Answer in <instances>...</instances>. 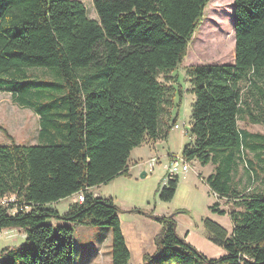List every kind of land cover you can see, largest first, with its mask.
<instances>
[{
    "label": "trees",
    "instance_id": "trees-1",
    "mask_svg": "<svg viewBox=\"0 0 264 264\" xmlns=\"http://www.w3.org/2000/svg\"><path fill=\"white\" fill-rule=\"evenodd\" d=\"M209 2L94 0L95 19L81 0H0V91L31 108L40 125L37 143L0 144V233L7 228L26 233L22 243L3 250L0 264H73L68 223L109 227L112 264H129L119 207L91 188L126 174L132 150L171 129L162 124L172 100L160 76L183 62ZM233 6L235 63L188 70L191 141L182 151L189 162L215 165L206 183L237 208L220 209L219 202L211 207L229 214L230 234L204 221L209 239L225 254L205 256L179 236L174 215H152L162 229L155 252L143 255L141 264H264L263 169L246 157L251 152L264 161V134L239 127L244 114L264 123L241 88L264 74V0H234ZM229 41L224 31L210 49L227 54ZM36 68L48 69L53 79L29 80L26 71ZM240 162L261 188L239 189L234 174ZM179 179L163 184L160 199L175 196ZM81 193L84 201L76 198L63 214L52 206ZM10 194L16 204L3 206ZM51 219L64 224L54 227L47 223Z\"/></svg>",
    "mask_w": 264,
    "mask_h": 264
},
{
    "label": "rangeland",
    "instance_id": "rangeland-1",
    "mask_svg": "<svg viewBox=\"0 0 264 264\" xmlns=\"http://www.w3.org/2000/svg\"><path fill=\"white\" fill-rule=\"evenodd\" d=\"M81 1L87 8L88 16L97 19L94 0ZM233 5L234 0H210L202 22L188 45L183 62L173 72L160 76L163 85L169 88L168 93L172 100L171 103L166 104L168 113L165 112L162 121L164 127L172 125L167 135L157 140L155 150H150L143 144L134 148L129 157L126 174L91 188L92 192L98 196L114 199L120 210L119 215L125 237L134 238L137 235L142 238L140 247H130L128 244L132 252L129 264H141L144 253L149 251L150 244L156 247L153 238L161 231L162 225L153 216L174 215L179 236L205 256L218 258L225 254L222 247L209 239L204 221L210 219L223 226L230 234L233 224L229 214L213 212L211 207L219 202L220 209L229 211L237 208L231 201L216 196L206 183V179L215 172L213 163L203 165L199 161H192L187 174L180 175L176 194L171 200L160 199L159 190L163 187L165 167L169 157L181 156L184 146L191 141V135L188 132L191 128L193 95L190 92L189 68L201 64L235 63V45L233 48L235 39L231 37L233 34L235 37ZM224 31L228 33V38L230 37L229 43L227 42V54L223 49H210ZM26 74L29 80L37 81L51 80L54 76L51 71L42 68L28 69ZM254 79L255 84L252 85L248 81L242 82L241 88L247 92L248 105L253 113L264 120V74ZM171 108L175 110L174 114L169 112ZM176 124L180 128H176ZM239 127L253 133L264 134V123H253L250 116L245 114L239 121ZM39 129V118L31 108L20 106L11 93L0 91L1 145L13 140L20 144L37 143ZM246 157L255 162L257 169L259 167L263 169L261 175L264 178V161L258 160L251 152H247ZM262 157L264 159V155ZM153 158L158 159L154 164ZM144 173L146 175H143ZM249 176L247 164L240 162L234 174V182L241 191L249 187L263 186L260 180L252 184ZM76 198L77 194H74L53 203L52 206L63 214L69 210ZM47 223L54 227L64 224L57 219L48 220ZM68 224L73 228V264H112L110 254L112 233L109 227ZM25 239L24 231L20 235L17 229L2 231L0 259L6 247L18 245Z\"/></svg>",
    "mask_w": 264,
    "mask_h": 264
},
{
    "label": "built area",
    "instance_id": "built-area-1",
    "mask_svg": "<svg viewBox=\"0 0 264 264\" xmlns=\"http://www.w3.org/2000/svg\"><path fill=\"white\" fill-rule=\"evenodd\" d=\"M176 128H180L178 124L175 125ZM188 132V131H186ZM153 164L157 162L158 159L153 158ZM166 174L164 177L163 184L168 183L170 179L180 177L182 174H187L191 168V162L187 161L183 155L173 156L169 158L168 163L166 164ZM78 202L84 201V194L81 193L77 196ZM17 199L14 194L6 195L2 200L1 204L3 206H10V204H16Z\"/></svg>",
    "mask_w": 264,
    "mask_h": 264
},
{
    "label": "crops",
    "instance_id": "crops-1",
    "mask_svg": "<svg viewBox=\"0 0 264 264\" xmlns=\"http://www.w3.org/2000/svg\"><path fill=\"white\" fill-rule=\"evenodd\" d=\"M178 109V111H179V108H177ZM174 111L175 110H173V108H171V113L172 114H174ZM171 114V115H172ZM145 147H149L150 148V150H155L156 149V145H157V141L156 142H148V144L147 143H144L143 144ZM170 158V157H169ZM145 174V173H144ZM146 175V174H145ZM92 191V190H91ZM13 229H17V231H19V235H20V233H22V231L23 230H21V229H19V228H7V229H4L3 231H7V230H10V231H12ZM159 233H160V231H159ZM158 233V234H159ZM158 234H156L155 235V237L158 235ZM155 237L153 238L154 240H155ZM127 239V243L130 245V247L131 246H133V247H135V248H137V247H140L141 246V244H142V238L140 237V236H137V235H135L134 236V238H132L131 236L130 237H126ZM20 239V238H19ZM15 246V245H14ZM14 246H12V245H10V246H8V247H10V248H12V247H14ZM129 247V248H130ZM149 249V251L148 252H146V253H144V255L145 254H153L154 252H155V250H156V247H153L151 244H150V247L148 248ZM131 251V250H130ZM131 255H132V252H131ZM111 262H112V260H111Z\"/></svg>",
    "mask_w": 264,
    "mask_h": 264
},
{
    "label": "water",
    "instance_id": "water-1",
    "mask_svg": "<svg viewBox=\"0 0 264 264\" xmlns=\"http://www.w3.org/2000/svg\"><path fill=\"white\" fill-rule=\"evenodd\" d=\"M143 175H145V174H143Z\"/></svg>",
    "mask_w": 264,
    "mask_h": 264
}]
</instances>
